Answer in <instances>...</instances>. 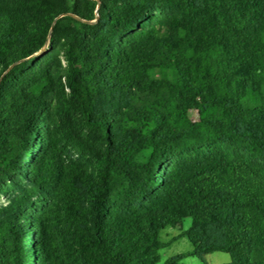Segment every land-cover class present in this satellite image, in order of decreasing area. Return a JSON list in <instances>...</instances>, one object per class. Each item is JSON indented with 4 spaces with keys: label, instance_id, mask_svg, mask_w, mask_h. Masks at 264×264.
<instances>
[{
    "label": "trees",
    "instance_id": "16d2710c",
    "mask_svg": "<svg viewBox=\"0 0 264 264\" xmlns=\"http://www.w3.org/2000/svg\"><path fill=\"white\" fill-rule=\"evenodd\" d=\"M0 198V264H264V0H0Z\"/></svg>",
    "mask_w": 264,
    "mask_h": 264
},
{
    "label": "rangeland",
    "instance_id": "374dc122",
    "mask_svg": "<svg viewBox=\"0 0 264 264\" xmlns=\"http://www.w3.org/2000/svg\"><path fill=\"white\" fill-rule=\"evenodd\" d=\"M192 114L197 117L196 112ZM2 201L4 198H0ZM192 224L191 218L185 220L184 228H189ZM180 229L168 227L162 231L161 240L167 245L161 249V261L163 264L166 260L177 255L192 251L193 244L187 236H181ZM231 261L229 253L216 251L205 256L204 259L195 255L184 257L179 264H227Z\"/></svg>",
    "mask_w": 264,
    "mask_h": 264
},
{
    "label": "water",
    "instance_id": "95a60500",
    "mask_svg": "<svg viewBox=\"0 0 264 264\" xmlns=\"http://www.w3.org/2000/svg\"><path fill=\"white\" fill-rule=\"evenodd\" d=\"M97 18H98V15H97ZM96 20H97V19H96ZM96 20H94V21H96ZM94 21H92V22H94ZM45 50H46V47H45V48H43V50H42V51H45ZM42 51H41V52H42Z\"/></svg>",
    "mask_w": 264,
    "mask_h": 264
}]
</instances>
